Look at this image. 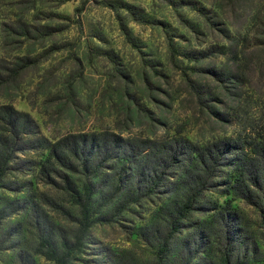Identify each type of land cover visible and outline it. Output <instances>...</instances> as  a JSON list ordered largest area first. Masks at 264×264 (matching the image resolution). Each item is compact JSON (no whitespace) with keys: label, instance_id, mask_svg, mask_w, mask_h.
<instances>
[{"label":"rangeland","instance_id":"374dc122","mask_svg":"<svg viewBox=\"0 0 264 264\" xmlns=\"http://www.w3.org/2000/svg\"><path fill=\"white\" fill-rule=\"evenodd\" d=\"M5 106L29 118L15 145ZM0 133L15 147L0 177V264H19L18 253L53 264L36 250L42 221L74 233L64 170L47 156L52 143L79 133L130 141L157 178L131 181L115 156L102 162L91 179L92 222L68 264L168 261L141 227L165 221L196 154L224 139L234 144L207 172L175 240L212 210L229 211L241 241L232 255L264 264V213L238 196L243 170L260 165L252 151H264V0H0ZM242 152L254 159L237 161ZM70 177L81 185L80 174ZM212 239L220 264L225 238Z\"/></svg>","mask_w":264,"mask_h":264},{"label":"trees","instance_id":"16d2710c","mask_svg":"<svg viewBox=\"0 0 264 264\" xmlns=\"http://www.w3.org/2000/svg\"><path fill=\"white\" fill-rule=\"evenodd\" d=\"M8 112L5 113L6 122L9 125V133L12 136L13 144L15 145L20 140V130L24 128L23 123L28 121V115L22 112L15 111L10 106L3 107ZM2 133H0V177L8 168V160L14 152L13 146L10 143L3 141ZM219 143H223L221 148L215 147L212 144L210 147L200 150L196 154L194 163V171L189 170L187 175V186L179 200L172 201L165 207V221L150 223L141 227L146 235V243L154 248V252L158 258L169 260L164 264H192L197 259V264H214V257L211 255L210 249L212 247V236L221 233L225 238L223 249L219 253L217 259L220 264H245L242 257L232 255L234 245L241 244L237 237V229L232 221V216L229 211L219 212L213 211L203 220L197 221L184 235H181L175 240V237L180 234L181 222L188 213L194 209L197 198H199L206 181L207 172L217 165L218 161L227 156V152L234 144V140L224 139ZM256 155L260 165L257 167L246 168L243 170L244 179L240 180L241 191L238 196L248 200L259 210L260 214L264 213V191L258 196L261 187L258 181L264 182V151L256 149L252 151ZM113 155L132 173L128 176L133 177L131 181L137 178L140 182V177L145 178V182L151 184L157 178L156 171L147 167L141 160L137 159V150L133 148L130 141L122 140L116 135L94 134L87 136L79 133L64 137L52 143L49 147L47 161L50 159L56 163L57 167L64 170L63 174L60 172L61 189L67 194L70 203L76 207L77 215L73 216L72 221L76 224L74 233L71 237H66L58 231H55L57 226L45 222L37 225V247L36 250L46 259L53 262V264H68L71 259V252L78 250L81 239L90 226L91 214L90 206L94 199V190L92 174L98 170L102 162ZM239 162L252 160L253 157H247L245 153H241L239 157L235 158ZM51 162V163H52ZM56 170L57 169H53ZM40 174L46 183H51L52 169L43 167L40 169ZM78 173L82 176L81 185L75 184L70 177L72 173ZM124 173V171H123ZM186 175V176H187ZM244 180L248 184H244ZM249 180V181H248ZM114 186H118L120 177L113 178ZM136 182V184H137ZM252 186V187H251ZM258 190V191H257ZM128 200H135L133 193H126ZM262 199V205H258V198ZM251 198L254 201H251ZM127 200V201H128ZM52 203V202H51ZM52 205H54L52 203ZM64 214L67 211L63 210ZM4 217V213L0 212V219ZM45 221V220H44ZM53 226V229L51 227ZM215 225V227H214ZM45 226V229H44ZM16 259L19 264H28L30 257L23 253H18ZM196 263V262H195ZM194 263V264H195Z\"/></svg>","mask_w":264,"mask_h":264}]
</instances>
